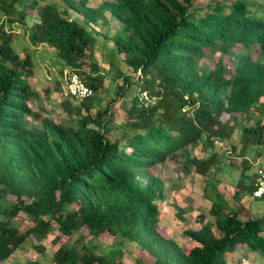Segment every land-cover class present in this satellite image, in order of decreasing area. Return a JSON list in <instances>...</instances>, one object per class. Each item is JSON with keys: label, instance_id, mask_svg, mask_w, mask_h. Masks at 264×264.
Returning <instances> with one entry per match:
<instances>
[{"label": "trees", "instance_id": "obj_1", "mask_svg": "<svg viewBox=\"0 0 264 264\" xmlns=\"http://www.w3.org/2000/svg\"><path fill=\"white\" fill-rule=\"evenodd\" d=\"M59 1L62 8L49 0H0V16L19 26L36 10L23 32L28 43L52 49L60 69L76 72L92 91L85 100L59 104L63 123L42 117V106L32 111L29 103L39 97L28 83L31 58L14 52L10 33L0 27V264L28 237L40 242L56 232L55 246L59 236L79 230L94 240L125 239L151 264H229L225 256L242 246L264 257V217L240 220L208 177L202 194L210 202L208 218L199 214V227L183 231L190 244L183 251L158 227L163 188L150 172L181 157L184 173L207 176L217 169L215 144L235 129L244 168L246 154L261 156L264 0ZM106 15L115 31L104 71L94 57L96 33L87 27L109 28ZM119 63L138 86L127 107L121 99L132 81ZM106 79L114 83L113 97L101 106ZM142 90L150 104L138 99ZM117 104L119 124L111 113ZM196 143L207 151L199 159L189 152ZM236 186L250 197L254 182L240 178ZM19 212L31 223L23 231L12 225ZM108 247L77 251L59 244L48 264H125L118 246Z\"/></svg>", "mask_w": 264, "mask_h": 264}, {"label": "rangeland", "instance_id": "obj_2", "mask_svg": "<svg viewBox=\"0 0 264 264\" xmlns=\"http://www.w3.org/2000/svg\"><path fill=\"white\" fill-rule=\"evenodd\" d=\"M58 8L63 7V3L59 0H49ZM102 0H87V6H96ZM197 1V0H196ZM227 1V0H219ZM262 0H259V2ZM202 5L206 0H198ZM36 10L28 11V17L20 26L15 22H10L7 18L5 28L6 32L10 33L11 48L19 55L28 54L33 64L31 76L28 79L30 88L35 91L39 97L38 102L31 101L29 106L32 111H37L38 106H42L44 113L42 117H48L56 123H63L66 116L61 111L59 104L65 100L62 95V87L64 83L60 65L52 49L44 45H32L28 42V37L23 34L30 29V26L36 19ZM70 18H77L75 14L70 13ZM108 27L90 26L87 29H92L96 35L94 43L95 61L101 70H107L108 51L112 48L108 36L114 33L115 26L112 19L106 15ZM78 20V19H77ZM79 23H81L79 21ZM92 34V33H91ZM92 34V35H93ZM120 71L128 76L132 81L129 88L121 101L125 107L130 103V100L137 93L138 86L134 80V76L130 70L119 63ZM117 85L121 82L118 80ZM104 87L107 88L106 93L102 95L101 106L113 97L114 83L109 84L108 79L104 81ZM71 100V99H70ZM73 101V100H71ZM70 101V102H71ZM77 102V101H74ZM151 102V101H150ZM148 102L147 104H150ZM263 102V99H260ZM121 103V102H120ZM94 112L93 110L91 111ZM111 113L116 124L121 123L123 110L117 105L111 108ZM260 121L264 123V109L261 112ZM236 122L245 124L241 117L236 119ZM249 125L251 122L248 123ZM112 138L113 136H109ZM215 152L219 157L216 164L217 169L214 171L210 168L207 176L202 177L195 174L192 170L184 173L181 168L182 158L168 159L160 165L154 166L150 172L158 178L162 183L163 199L157 202L158 205V227L162 233L172 239L183 251L189 247V240L183 235V231L187 229H197L199 214L208 218V210L210 202L203 197V187L206 178L214 180L213 186L218 193L222 195V199L227 206L237 213L240 220H245L247 217H264V201L253 200L248 197L245 192L240 191L236 186L237 181L242 178L244 185H248L251 180L255 182L258 172L264 165V151L261 156L257 157L252 153L246 154L244 159L248 162V166L241 163V157L237 155L238 149V131L235 129L227 141L218 142L215 144ZM233 147L236 152L230 150ZM190 155L195 158H202L207 151L199 143L194 144L189 148ZM180 212V214H178ZM180 215V216H179ZM12 225L20 231L25 230L31 225L25 214L19 212L12 220ZM58 235L52 232L46 239L37 242L32 237L25 239L21 247L16 250L9 259L1 264H27L29 262L37 264H48L51 254L59 244H66L74 247L77 251L81 250V246L93 247L97 252L105 251L109 248V244L117 245L120 252V260L125 264H151L149 258L143 253H140L138 248L125 239L116 237L113 241L109 237L101 236L100 239H92L84 230H79L70 234V236H59V242L53 246L50 240L53 236ZM264 237V233L261 234ZM40 245L43 248L42 253H38L34 246ZM225 259L229 264H264V257L250 252L245 246L236 248L231 255H226Z\"/></svg>", "mask_w": 264, "mask_h": 264}, {"label": "built area", "instance_id": "obj_3", "mask_svg": "<svg viewBox=\"0 0 264 264\" xmlns=\"http://www.w3.org/2000/svg\"><path fill=\"white\" fill-rule=\"evenodd\" d=\"M5 24L6 17L0 16V27L6 32ZM62 75L64 79L62 95L64 98L74 101H82L92 96L91 89L83 83L76 72L65 69L62 71ZM138 99L144 105L151 101V98H149L147 92L144 90L138 93ZM262 197H264V165L258 172L250 198L259 199Z\"/></svg>", "mask_w": 264, "mask_h": 264}]
</instances>
